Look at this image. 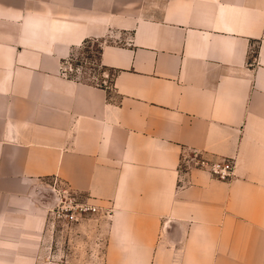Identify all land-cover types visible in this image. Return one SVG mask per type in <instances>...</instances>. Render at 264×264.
<instances>
[{
    "label": "crops",
    "instance_id": "obj_1",
    "mask_svg": "<svg viewBox=\"0 0 264 264\" xmlns=\"http://www.w3.org/2000/svg\"><path fill=\"white\" fill-rule=\"evenodd\" d=\"M87 39L111 82L70 70ZM191 149L233 177L180 185ZM55 177L101 205L85 253ZM0 264H264V0H0Z\"/></svg>",
    "mask_w": 264,
    "mask_h": 264
},
{
    "label": "built area",
    "instance_id": "obj_2",
    "mask_svg": "<svg viewBox=\"0 0 264 264\" xmlns=\"http://www.w3.org/2000/svg\"><path fill=\"white\" fill-rule=\"evenodd\" d=\"M192 168H203L209 171L212 177L227 180L231 179L235 173V160L229 156H210L200 149L186 151L182 154L179 165L180 185H183L182 173ZM52 191L55 202L49 209L47 223L53 234L59 231L60 225L70 228L73 224L102 212L101 205L92 198V195L73 189L67 182L60 181L58 177L54 178Z\"/></svg>",
    "mask_w": 264,
    "mask_h": 264
},
{
    "label": "rangeland",
    "instance_id": "obj_3",
    "mask_svg": "<svg viewBox=\"0 0 264 264\" xmlns=\"http://www.w3.org/2000/svg\"><path fill=\"white\" fill-rule=\"evenodd\" d=\"M101 39H87L82 45H80L72 58L71 71L82 79L92 80L96 82H111L114 70L105 68L100 62L99 55L102 46ZM106 73V75H105ZM106 79V81H105ZM53 193V192H52ZM48 196H52L48 194ZM59 226V231L54 233L56 238L55 243L61 240L63 247H75L79 248L81 252L85 253V250L91 249L93 246V237L95 232L93 229L87 231H77L73 227L64 228ZM59 245V243L57 244ZM93 251V250H92ZM78 258H88V255L77 256ZM52 258V257H51ZM66 258L62 255H56L55 259L62 260Z\"/></svg>",
    "mask_w": 264,
    "mask_h": 264
}]
</instances>
